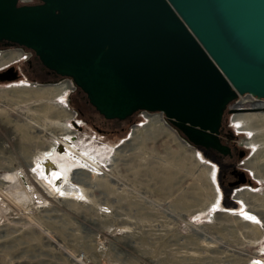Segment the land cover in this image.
I'll return each instance as SVG.
<instances>
[{
    "label": "rangeland",
    "instance_id": "obj_1",
    "mask_svg": "<svg viewBox=\"0 0 264 264\" xmlns=\"http://www.w3.org/2000/svg\"><path fill=\"white\" fill-rule=\"evenodd\" d=\"M11 51L21 55L0 67L18 73L0 81V264H264V124L246 128L236 117L263 113L264 99L245 94L230 104L223 139L233 156L219 163L163 113L105 119L71 78L37 76L19 60L33 59L30 49L0 47V57ZM59 85L58 96L40 91ZM243 100L262 106L236 105ZM68 133L74 159L97 168L58 156L84 189L64 196L38 159ZM234 169L245 183L229 185L239 179Z\"/></svg>",
    "mask_w": 264,
    "mask_h": 264
},
{
    "label": "water",
    "instance_id": "obj_2",
    "mask_svg": "<svg viewBox=\"0 0 264 264\" xmlns=\"http://www.w3.org/2000/svg\"><path fill=\"white\" fill-rule=\"evenodd\" d=\"M0 42L71 78L105 119L161 112L183 141L225 157L230 104L264 99V0H0ZM232 174L230 186L247 181Z\"/></svg>",
    "mask_w": 264,
    "mask_h": 264
},
{
    "label": "bare ground",
    "instance_id": "obj_3",
    "mask_svg": "<svg viewBox=\"0 0 264 264\" xmlns=\"http://www.w3.org/2000/svg\"><path fill=\"white\" fill-rule=\"evenodd\" d=\"M21 54L16 51H11L9 53H6L0 57V67L4 64H7L11 62L12 60L16 59L19 57ZM59 83H54L52 85H57ZM66 89V85H59L54 88H42L40 91H45L46 93H49V90H52L51 94L53 96H58L64 92ZM236 105L240 106H245V107H259L262 106L260 102H251L247 100H243L242 102L237 103ZM261 108H264L261 107ZM259 108V109H261ZM236 117L243 119L246 122V128H250L251 126L254 127V124H258V122H261L264 124V112L263 113H242V114H236ZM160 118L154 119V122L159 121ZM71 134L68 133V136L62 140L59 141V143H54L50 147L46 148L45 150L42 151L39 161V166L41 169V173L43 175L49 176L51 174H56L55 180H58L57 185L59 186V189L61 193L65 195H76L78 194V191H84V189L80 188L77 186L74 181L69 177L66 169L62 166L60 161L57 160L58 156L59 157H67L73 162H78L82 166H87V167H94L97 168L96 163L94 162L93 159H90L88 157L80 156V158L74 159L75 157L73 156L75 153H77V150L73 144H70L72 141H74V136H70ZM64 161V160H63ZM78 165V164H77ZM93 168V169H94ZM92 169V168H91ZM45 182L46 180L43 179ZM221 192V191H220ZM245 195L246 192L240 191L237 194V197L239 199H244L245 200ZM222 198V192L220 193V200ZM251 218L248 219L250 221Z\"/></svg>",
    "mask_w": 264,
    "mask_h": 264
},
{
    "label": "flooded vegetation",
    "instance_id": "obj_4",
    "mask_svg": "<svg viewBox=\"0 0 264 264\" xmlns=\"http://www.w3.org/2000/svg\"><path fill=\"white\" fill-rule=\"evenodd\" d=\"M0 47H7L6 46V42H0ZM34 59L35 60L38 59L36 55L33 56V59H31V58L29 59V57L26 58L24 60V62L28 64V66L30 67V69L33 70L37 76L47 77V78H57V77H59L55 73H53L52 71H49L48 69H46L40 62L39 63H34ZM10 67L11 66H8L7 68H5L3 70H0V71H4V70H6V69H8ZM223 126L224 125L222 124V128H221V136H222V138H223L224 134H225V137H227V136L229 137L230 134H227V133H224L223 132V128H224ZM223 141H224V139H223Z\"/></svg>",
    "mask_w": 264,
    "mask_h": 264
},
{
    "label": "trees",
    "instance_id": "obj_5",
    "mask_svg": "<svg viewBox=\"0 0 264 264\" xmlns=\"http://www.w3.org/2000/svg\"><path fill=\"white\" fill-rule=\"evenodd\" d=\"M206 151H207V153H209V155L211 156L212 159L216 160L219 163H222L223 162V159H225L226 157H229V156H226V157L225 156H222V155H220V154H218L216 152H213L211 150H206Z\"/></svg>",
    "mask_w": 264,
    "mask_h": 264
},
{
    "label": "built area",
    "instance_id": "obj_6",
    "mask_svg": "<svg viewBox=\"0 0 264 264\" xmlns=\"http://www.w3.org/2000/svg\"><path fill=\"white\" fill-rule=\"evenodd\" d=\"M24 49H25V48H21V47H20V50H23V51H24ZM26 58H28V55H27V54L21 56V58H20L19 60H21V59H26Z\"/></svg>",
    "mask_w": 264,
    "mask_h": 264
},
{
    "label": "snow or ice",
    "instance_id": "obj_7",
    "mask_svg": "<svg viewBox=\"0 0 264 264\" xmlns=\"http://www.w3.org/2000/svg\"><path fill=\"white\" fill-rule=\"evenodd\" d=\"M254 219V218H253Z\"/></svg>",
    "mask_w": 264,
    "mask_h": 264
}]
</instances>
